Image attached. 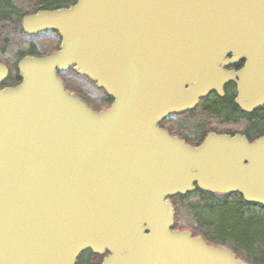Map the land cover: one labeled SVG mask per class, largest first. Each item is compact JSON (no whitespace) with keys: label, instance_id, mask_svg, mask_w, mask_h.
I'll use <instances>...</instances> for the list:
<instances>
[{"label":"water","instance_id":"95a60500","mask_svg":"<svg viewBox=\"0 0 264 264\" xmlns=\"http://www.w3.org/2000/svg\"><path fill=\"white\" fill-rule=\"evenodd\" d=\"M22 28L61 44L22 59L15 87L0 62V264H76L87 249L109 252L102 264H248L175 231L170 199L200 190L264 208V136L191 146L160 124L230 82L242 112L264 107V0H78ZM70 69L111 107L69 92Z\"/></svg>","mask_w":264,"mask_h":264},{"label":"trees","instance_id":"16d2710c","mask_svg":"<svg viewBox=\"0 0 264 264\" xmlns=\"http://www.w3.org/2000/svg\"><path fill=\"white\" fill-rule=\"evenodd\" d=\"M75 1L39 0L35 3L41 9L52 10ZM23 12L13 0H0V50L6 53L11 49L14 56L12 64H6L11 72L5 86L21 82L17 66L24 57L46 56L34 43L27 42L26 47H21V35L27 36L20 27ZM58 50L56 45L48 55ZM59 77L69 92L82 98L96 112L111 107L113 99L89 78L78 75L73 69L60 72ZM215 122L243 124L242 131L221 133L246 135L254 142L264 136V107L249 115L235 105L233 94H227L225 98L210 97L203 99L194 111L175 115L160 126L169 130L172 136L178 135L191 145H199L214 132L208 126ZM170 201L176 212L174 230H190L194 237H202L212 246L227 248L248 264H264V208L247 204L238 194L221 195L200 190L189 196H176Z\"/></svg>","mask_w":264,"mask_h":264},{"label":"flooded vegetation","instance_id":"af4514ba","mask_svg":"<svg viewBox=\"0 0 264 264\" xmlns=\"http://www.w3.org/2000/svg\"><path fill=\"white\" fill-rule=\"evenodd\" d=\"M14 1V0H13ZM36 1H39V0H31V1H29L28 2V5L30 6V9H29V11H27V12H23L24 14H23V16L21 17V21H20V27L22 28V21H23V18L26 16V15H33V14H36L37 12H39V11H43L44 9H41V7L40 6H38V4L37 3H35ZM15 2V1H14ZM78 2V0H76L74 3H70L69 5H67V6H65V7H60V8H57V9H61V8H69L70 6H72V5H75L76 3ZM21 10H22V8H21ZM52 10H56V9H52ZM22 31H23V28H22ZM23 33H25L24 31H23ZM43 33H50V34H52V35H54V36H57L60 40H61V38H60V36L58 35V33H56V32H53V31H48V32H43ZM26 34V33H25ZM42 33H40V34H38V35H28L27 34V36H29L30 38H36V37H38V36H40ZM60 48V45L58 46V49ZM56 53V52H55ZM52 55V54H51ZM48 56H50V55H48ZM28 57V56H27ZM38 57H40V56H38ZM45 57V56H44ZM25 58V57H24ZM23 58V59H24ZM227 59L228 60H230V59H232V56H229V57H227ZM1 63H3L2 61H0ZM4 65H6L5 63H3ZM19 64V63H18ZM244 64H245V62L244 61H241V62H239L238 64H230V65H228V66H226L225 68L227 69V70H230V71H232V70H234V71H239L240 69H242L243 67H244ZM7 67H8V65H6ZM9 68V67H8ZM17 69H18V66H17ZM9 70H10V68H9ZM10 72H11V70H10ZM18 75H19V71H18ZM19 78H20V75H19ZM20 80H21V78H20ZM21 82H22V80H21ZM20 82V83H21ZM6 83V82H5ZM5 83H4V85H3V87L2 88H6V87H15V86H17V85H19L20 83H18L17 85H15V86H13V85H10V86H5ZM73 94H75V93H73ZM224 94H225V96L223 97V98H225L226 97V95L227 94H233L234 95V103H235V100H236V98H237V85L235 84V83H233V82H230V83H228L226 86H225V89H224ZM76 95V94H75ZM77 96V95H76ZM79 97V96H78ZM210 97H218V98H221V97H219L218 96V94L216 93V92H213V93H211L207 98H210ZM207 98H205V99H207ZM82 99V98H81ZM83 100V99H82ZM236 105V104H235ZM256 112V111H255ZM173 116H170V117H168L167 119H170V118H172ZM166 119V120H167ZM165 121V120H164ZM167 130V129H166ZM168 132H169V130H167ZM170 133V132H169ZM220 134H225V133H220ZM229 135V134H228ZM175 136H177V137H179V138H181V139H183L184 141H186V143L187 144H189L188 142H187V140H185L184 138H182V137H180V136H178V135H175ZM246 136V135H245ZM201 144V143H200ZM199 144V145H200ZM189 145H191V144H189ZM191 146H198V145H191ZM110 255V253L109 252H107L106 254H104V255H100V254H97V253H95L93 250H91V249H87V250H85V251H83L79 256H78V258H77V262H76V264H102V263H104V261H105V259H106V257H108Z\"/></svg>","mask_w":264,"mask_h":264},{"label":"rangeland","instance_id":"374dc122","mask_svg":"<svg viewBox=\"0 0 264 264\" xmlns=\"http://www.w3.org/2000/svg\"><path fill=\"white\" fill-rule=\"evenodd\" d=\"M14 1L19 7L22 8L24 12L29 11L30 6L28 5V2L31 0H14ZM22 35H21L22 37L21 47L22 48L26 47L27 42L34 43L37 45L39 52H41L42 54L46 56L48 55V53L52 52V49L56 48V45L59 46L61 44V40L57 36H54L50 33H42L40 36L36 38H30L29 36H25V35L22 36ZM12 51L11 49H8V51L5 53V52H2V50H0V60L5 62V64H12L11 61L14 60ZM208 127H210L209 130H213L214 133H221L225 131H234V132L237 130L242 131L244 128V125L243 124L231 125V124H222V123L215 122L209 125ZM253 210H255L256 212L259 211V209H256V208H253ZM178 231H190V230H178Z\"/></svg>","mask_w":264,"mask_h":264}]
</instances>
